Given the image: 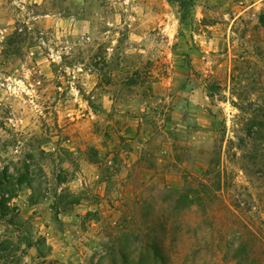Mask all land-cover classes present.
<instances>
[{"label":"rangeland","instance_id":"374dc122","mask_svg":"<svg viewBox=\"0 0 264 264\" xmlns=\"http://www.w3.org/2000/svg\"><path fill=\"white\" fill-rule=\"evenodd\" d=\"M0 264H264V0H0Z\"/></svg>","mask_w":264,"mask_h":264},{"label":"trees","instance_id":"16d2710c","mask_svg":"<svg viewBox=\"0 0 264 264\" xmlns=\"http://www.w3.org/2000/svg\"><path fill=\"white\" fill-rule=\"evenodd\" d=\"M186 1H187L188 5H192L193 4V0H186ZM0 197H2L1 190H0Z\"/></svg>","mask_w":264,"mask_h":264}]
</instances>
